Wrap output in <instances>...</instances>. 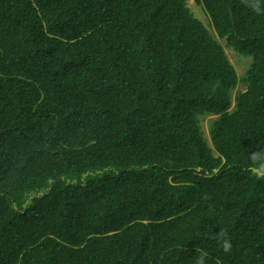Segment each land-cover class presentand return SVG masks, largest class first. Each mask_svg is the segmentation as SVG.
I'll return each mask as SVG.
<instances>
[{"label": "trees", "instance_id": "trees-1", "mask_svg": "<svg viewBox=\"0 0 264 264\" xmlns=\"http://www.w3.org/2000/svg\"><path fill=\"white\" fill-rule=\"evenodd\" d=\"M195 2L244 73L188 0H0V264H264V0Z\"/></svg>", "mask_w": 264, "mask_h": 264}, {"label": "clouds", "instance_id": "clouds-1", "mask_svg": "<svg viewBox=\"0 0 264 264\" xmlns=\"http://www.w3.org/2000/svg\"><path fill=\"white\" fill-rule=\"evenodd\" d=\"M195 1V0H194ZM189 2V0H188ZM194 12V11H193ZM231 9H230V13H231ZM195 13V12H194ZM196 14V13H195ZM232 14V13H231ZM208 16V15H207ZM199 17V16H198ZM200 18V17H199ZM201 19V18H200ZM202 20V19H201ZM203 21V20H202ZM204 25L209 29V31L211 32V34L224 46V49L225 47L231 49L233 51L234 54L238 55L236 52H235V49H233L232 47L228 46L227 43H226V40L223 38V37H220L213 24H211V20L209 19L208 17V22H204ZM224 41V44L222 43ZM226 52V51H225ZM227 54V53H226ZM228 56V55H227ZM229 58V57H228ZM230 60V59H229ZM231 61V60H230ZM234 65V64H233ZM239 74V73H238ZM240 75V74H239ZM212 116H216V115H207L205 117H212ZM203 117V119L205 118ZM214 118V117H213ZM203 119H202V126H203ZM204 129V128H203ZM210 138V137H209ZM216 152V151H215ZM250 159L253 160V164L254 166L251 167L249 169V171L252 173V175L256 176L258 179H264V153H261L259 155L258 158H256V154L253 153L252 154V157H250ZM218 236V239L220 240L221 242V247L223 248V250L225 252H228L230 251L231 249V243H230V240L227 238V235L226 233H218L217 234ZM197 264H204V255L203 253L201 254L200 256V259L198 260Z\"/></svg>", "mask_w": 264, "mask_h": 264}, {"label": "rangeland", "instance_id": "rangeland-1", "mask_svg": "<svg viewBox=\"0 0 264 264\" xmlns=\"http://www.w3.org/2000/svg\"><path fill=\"white\" fill-rule=\"evenodd\" d=\"M189 5L191 6V8L193 9V11L196 13L197 16H199L204 22H208V16L207 13L203 10L202 7H200L194 0H189ZM224 44V41L222 42ZM225 51L229 57V59L231 60V62L234 64L237 72L239 74L244 73L250 63V58L249 57H245V56H241V55H236L233 53V51L227 47H225ZM239 89H244V87L242 86V84H240L238 86ZM213 117H205L203 119V128L205 130L206 135L208 136V138L210 137V133H209V123L211 121V119H213Z\"/></svg>", "mask_w": 264, "mask_h": 264}, {"label": "water", "instance_id": "water-1", "mask_svg": "<svg viewBox=\"0 0 264 264\" xmlns=\"http://www.w3.org/2000/svg\"><path fill=\"white\" fill-rule=\"evenodd\" d=\"M232 13V12H231Z\"/></svg>", "mask_w": 264, "mask_h": 264}]
</instances>
